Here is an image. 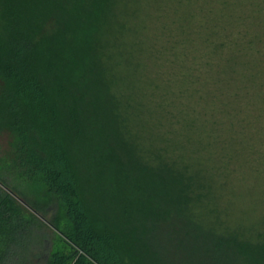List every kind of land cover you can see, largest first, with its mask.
I'll use <instances>...</instances> for the list:
<instances>
[{"label":"trees","instance_id":"1","mask_svg":"<svg viewBox=\"0 0 264 264\" xmlns=\"http://www.w3.org/2000/svg\"><path fill=\"white\" fill-rule=\"evenodd\" d=\"M139 2L0 0L2 169L26 204L0 187V264H32L48 226L60 247L45 264H264V235L225 225L204 205L210 179L136 128L132 76L163 55L139 37ZM53 199L62 228L46 217Z\"/></svg>","mask_w":264,"mask_h":264},{"label":"rangeland","instance_id":"2","mask_svg":"<svg viewBox=\"0 0 264 264\" xmlns=\"http://www.w3.org/2000/svg\"><path fill=\"white\" fill-rule=\"evenodd\" d=\"M138 9L139 37L163 53L142 57L132 76L134 99L143 106L136 126L143 142L167 145L169 155L210 179L204 205L225 225L252 238L264 235V0H140ZM174 36L183 39L175 49ZM225 37L232 44L214 51L211 44ZM232 55L233 71L225 63ZM160 80L167 82L163 89ZM8 141L0 134V187L12 192L21 184L2 169ZM48 209L46 217L64 227L61 204L53 199ZM42 234V253L32 264H45L43 257L60 247L53 228Z\"/></svg>","mask_w":264,"mask_h":264}]
</instances>
